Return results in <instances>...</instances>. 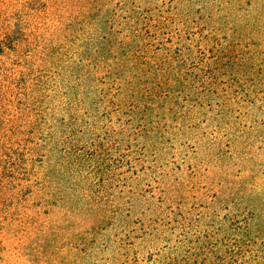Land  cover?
<instances>
[{
  "label": "rangeland",
  "instance_id": "obj_1",
  "mask_svg": "<svg viewBox=\"0 0 264 264\" xmlns=\"http://www.w3.org/2000/svg\"><path fill=\"white\" fill-rule=\"evenodd\" d=\"M261 213L264 0H0V264H264Z\"/></svg>",
  "mask_w": 264,
  "mask_h": 264
},
{
  "label": "trees",
  "instance_id": "obj_2",
  "mask_svg": "<svg viewBox=\"0 0 264 264\" xmlns=\"http://www.w3.org/2000/svg\"><path fill=\"white\" fill-rule=\"evenodd\" d=\"M139 39V38H138ZM133 44H135V49L132 48L130 44H125L127 46L128 52L122 55V58L115 59L108 58L107 62L104 63V68L106 69V72L110 74L114 79L117 81H121L122 83H125L124 91L126 94H130L129 96H134L139 89L142 91L143 95L147 94V89H143L144 85L142 83H139L138 80L145 81L147 80L145 77V70L144 67L147 65L143 56L141 55L143 51L142 47L138 44L142 43L140 41H132ZM95 49H103L100 46L95 47ZM156 67H152V70H149L150 73L157 72ZM139 85V86H138ZM138 90V91H137ZM141 98L140 104H143V102H147L144 98ZM139 102V101H138ZM149 104L151 107L155 106V103H146ZM143 107V106H142ZM257 220V224L263 225L264 224V213H261Z\"/></svg>",
  "mask_w": 264,
  "mask_h": 264
}]
</instances>
